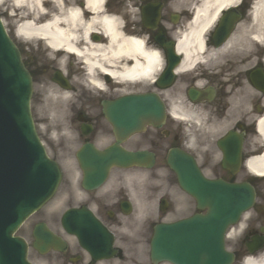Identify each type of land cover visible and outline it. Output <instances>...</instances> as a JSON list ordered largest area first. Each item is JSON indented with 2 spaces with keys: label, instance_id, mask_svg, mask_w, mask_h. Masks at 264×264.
I'll list each match as a JSON object with an SVG mask.
<instances>
[{
  "label": "flooded vegetation",
  "instance_id": "flooded-vegetation-1",
  "mask_svg": "<svg viewBox=\"0 0 264 264\" xmlns=\"http://www.w3.org/2000/svg\"><path fill=\"white\" fill-rule=\"evenodd\" d=\"M186 1L103 0L100 8H93L88 0H41L39 4L32 0H0L1 21L17 43L23 63L36 84L46 83L51 90H60L70 99L66 105L67 136L60 150L53 151L55 157L69 162L61 182L64 211L74 208L80 213L90 212L101 226L114 234V246L120 258L125 255L122 244L128 239L124 228L141 229L140 234L146 236L147 228L156 222L168 220L170 216L180 217V212L197 210L195 200L181 190L177 174L168 165L170 150H183L192 155L207 177L226 180L248 179L244 164L259 151L252 145L261 143L258 126L264 119V43L255 37L260 29L254 20L262 0H233L206 31L203 47L195 52L194 61L184 66L186 54L178 50V44L194 18L193 9ZM144 11L158 12L157 18L151 14V20L145 22ZM73 12L80 17L77 24L71 19L65 21ZM98 14L116 18L125 37L141 38L146 49L157 52L161 62L155 75L158 83L123 85L108 70L100 71L97 77L100 84L93 83L83 54V25ZM53 21H58L63 29L77 32L74 50L49 44L44 48L34 47L18 32L26 22L42 26ZM88 40L106 45L108 37L96 25L89 32ZM171 47L174 56L170 62L168 49ZM169 63L172 64L170 80ZM165 81L170 83L164 85ZM147 92L158 94L166 106L164 127L158 129L166 143L123 146L153 152V167L112 168L102 184L85 183L90 175L82 168L77 153L87 145L105 151L115 139L104 113V102L122 94ZM229 132L243 135L241 166L234 169L239 170L236 174L223 166V153L217 145ZM71 142L76 143L75 149L69 147ZM83 155L88 156V152L84 151ZM253 184L257 191L256 216L242 243L248 241V236L264 235V185L260 181ZM138 201L145 207V217L138 213ZM154 216L156 220H152ZM52 256L59 260L57 264H112L114 260L94 262L75 239L68 242L64 252L50 251L40 258ZM255 259L258 264H264V247L256 251Z\"/></svg>",
  "mask_w": 264,
  "mask_h": 264
},
{
  "label": "water",
  "instance_id": "water-1",
  "mask_svg": "<svg viewBox=\"0 0 264 264\" xmlns=\"http://www.w3.org/2000/svg\"><path fill=\"white\" fill-rule=\"evenodd\" d=\"M1 58L4 59L3 62L1 61L3 64H0V91L5 82L7 84L5 91L8 93H4L6 99L0 98V102L10 100L13 105L11 110L14 113L9 114L7 111L5 113L12 117L26 139L23 142L21 136L23 144H20L21 141L11 135L12 131L7 130L9 134L4 135L7 138L4 141L7 142L4 144L5 169L8 164L15 162H19L22 167L24 156L28 153L34 159L37 158L34 165L42 176L40 193L28 204L25 198H22L19 210L7 213L10 217L13 215V218L4 225V229H8L4 238L6 245L9 244L11 230L19 226L28 216L31 211L28 209L41 206L52 196L59 177L55 181L56 168L45 155L31 118L29 108L32 92L31 78L23 66L18 64L17 50L0 33ZM0 107L4 108L1 104ZM109 117L115 126L117 136L125 137L142 129L146 123L159 125L158 123L164 117V111L157 96L146 94L117 100L112 105ZM147 156L142 152L131 153L116 148L107 155V158L111 164L129 166L141 163V160ZM188 166L190 169L182 172L181 183L197 199L199 206L207 207L208 211L206 214H196L191 218L157 227L151 243L152 260L155 264L162 260L173 264H230L233 261V255L225 249V232L231 224L239 220L245 210L252 206L255 198L254 189L248 183L235 184L222 180H208L199 173L192 161H189ZM188 173L192 178L188 177ZM82 229L76 227L73 232L83 238L85 234ZM36 238L45 243L59 242L57 237L44 226L39 227ZM15 243L24 250L25 242L22 239H17ZM7 255L4 252L5 259ZM19 258V264H27L23 253L19 255Z\"/></svg>",
  "mask_w": 264,
  "mask_h": 264
},
{
  "label": "bare ground",
  "instance_id": "bare-ground-1",
  "mask_svg": "<svg viewBox=\"0 0 264 264\" xmlns=\"http://www.w3.org/2000/svg\"><path fill=\"white\" fill-rule=\"evenodd\" d=\"M32 1L37 4L41 2V0ZM101 1L88 0L93 8H100ZM190 2V7L193 9L195 16L186 31L180 36L178 44V50L186 54L184 66L193 62L195 52L202 49L203 35L215 20L217 13L221 8L232 4L233 0H190ZM258 5L254 22L260 32L255 37L264 43V0ZM98 15L89 21H85L83 25V38L85 40L83 54H85L84 58L87 60L88 75L93 83L100 84L97 77L101 70H108L115 78L123 81L145 80L154 76L161 64L157 52L146 49L140 39L125 37L119 30L116 18ZM69 19L74 24H77L80 17L77 12H73L65 21H69ZM57 22H48L42 26H35L30 22H26L19 27V33L26 39L42 37L47 44L53 47L65 46L68 49H75L74 44L78 38L77 32L61 28ZM96 25H99L107 35L108 42L106 45L93 43L88 40L89 32L96 28ZM52 91L56 93V96L47 101L46 109L54 114H59L69 101V96L59 90ZM211 128H213V124H211ZM258 128L260 139L264 146V119L260 120ZM247 167L254 172H264V153L250 158L247 162ZM237 229H241V225L230 230L229 238H232L237 233ZM262 262L263 260H261ZM246 264L258 263L249 259Z\"/></svg>",
  "mask_w": 264,
  "mask_h": 264
},
{
  "label": "rangeland",
  "instance_id": "rangeland-1",
  "mask_svg": "<svg viewBox=\"0 0 264 264\" xmlns=\"http://www.w3.org/2000/svg\"><path fill=\"white\" fill-rule=\"evenodd\" d=\"M40 85L36 86L37 95L34 97L32 103V111L33 115L35 116V121L37 122V128L39 129V133L41 138L43 139L44 144L47 147V150L51 151L52 148L59 149L60 147V130L59 127L55 128L51 123L58 122L59 114L56 117H53L52 122L50 123V118L48 119L47 109L44 106V101L42 100L45 95H40ZM134 140V143L137 144H157L166 143L165 139H162V136L158 134V132L154 131L153 129H149L146 133H142L132 137L126 144H132L131 141ZM64 162V161H63ZM63 206L60 204V195L55 198V201L49 203L45 206L42 210L34 214L27 222L22 226L19 230V234L23 235L27 238L30 237V231L34 223L39 221H46L49 223L55 230L59 231V217L62 212ZM126 233L129 234V231L126 230ZM149 235V234H148ZM148 237V236H147ZM133 241L131 237L130 242ZM237 243L234 241L228 242L229 247H234ZM147 247V250H146ZM148 244L146 246H139L138 250L140 252L139 256L135 259L128 260L127 258L125 261L121 262V264H150L149 257H148ZM132 257V256H131ZM31 258L36 261V263H40L39 257L36 253L31 252ZM118 262V261H117ZM119 263V262H118ZM168 264V263H165Z\"/></svg>",
  "mask_w": 264,
  "mask_h": 264
}]
</instances>
